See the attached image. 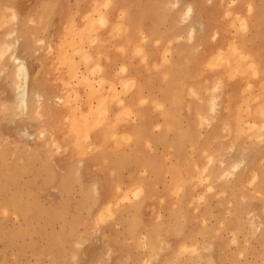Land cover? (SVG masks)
<instances>
[{"label": "rangeland", "instance_id": "1", "mask_svg": "<svg viewBox=\"0 0 264 264\" xmlns=\"http://www.w3.org/2000/svg\"><path fill=\"white\" fill-rule=\"evenodd\" d=\"M218 1L220 3L219 6L221 7L214 12H212L211 7L205 8L204 17L206 19V22L208 23V27L219 28L217 29L219 35L216 40H221L222 46L218 50L213 51L210 54L209 50H212V48L214 47L215 39H210L208 37V34L202 33V36L205 35L203 36L205 39H203V44H200L196 48V50L189 52L190 55L186 54L185 56L184 75L186 76L187 83H185L184 85L187 84V93H182L181 89L177 87L174 88L169 94V102H171L175 108H179V106H181L180 103L182 102L188 104V106L190 107V109L187 110V114L189 113V120H185L186 124L184 127L158 124L154 127L156 128L154 130L157 132L156 136L153 135L154 138L150 137L151 135L148 131V128L150 130V127L146 125V127H144V131L141 132V135L136 137L134 134H132L131 136L133 137L131 138L129 128H131V126H133L134 124L139 123V117L138 110L135 108L136 106L134 104L129 105L127 102L129 100V97L137 89L138 85L137 82L133 80L131 81V79L130 82L127 81L129 80V78L124 77L127 75V72L124 74V71L122 70L123 74H121V63L125 62L124 59L120 61L119 65L116 64L114 66V75L112 78L106 76L108 72L106 71V64L110 63L112 60L108 52H104V50L108 48V45H113V43L115 44L116 40L119 41L122 33L124 36L126 32V26L123 23V18H125L124 12L119 9L115 14H110V12L113 11V9L108 6L110 4L106 3L103 0H93L91 2V6L94 7V11L90 16L91 18L93 16L92 20L90 17V19H87V17H85L86 15H83L82 13L77 11V9H75V11H72L70 14L61 15L63 16V20H66V17H68V19L70 20L67 19V21L63 23L61 29L58 31L59 33H57V31L53 29L51 24L49 26V17L52 14L48 12L49 8H46L48 4L43 5L44 2H42V0H0V100H2V98H5L6 96H11V90L4 73L5 68L1 65L3 60L1 55L5 51L4 41L7 43H11V37L8 38V31L11 32L12 30L17 29L19 23H21L20 29H25V32L27 33L29 30L34 28L38 32V34H47V36L51 34V36L53 37H51L50 40L55 43L54 50L52 52H49L48 54H45L43 56L40 55V57H29L31 79L33 82H35L36 85L41 86L46 91V93L62 95V97L64 98V101L61 102V104H53L57 110L55 113V117H53L52 121H50L51 124H42L38 121V118H35V116H31V119H29L30 117L26 118V121L28 122L27 126L30 131L45 128L48 129L49 132H54L58 138V142L60 143L59 148H57L55 145L46 143L45 139L38 137H36L32 142H24L23 139L19 136L22 125L18 123V121L12 123L10 121V118H8L10 117L9 115H4V111L0 112V264H264V135L263 137L258 135L259 132L264 131V128H261V126L257 125L260 122H256L254 124L252 123V121L254 122V120L259 121L264 118V115H262L264 114V109L263 111H257L259 108L261 109L264 106V96L263 98H259L260 96H262V94L264 95V85H262L264 83V69L263 67H261V64L259 62L256 63V65H252L250 59L245 62H241V60L246 57V42L249 39L256 43L258 42L257 44L261 45V50L264 53V0ZM252 1L254 2L252 3ZM72 2H77L78 9L81 7H83V9L85 8L84 0H72ZM257 2H260L261 4ZM29 3L31 5H29ZM47 3H49V1ZM99 3L102 5H100ZM136 4L139 5L138 2ZM105 5L107 7H105ZM14 11L17 13L18 17H16L17 15H14ZM257 11H259L260 20L257 25H254V27L251 25V22L253 21V19L251 18H254V16L252 15L254 14L253 12ZM211 12L214 14H212ZM99 13H103V16L108 15L112 19H110L109 21H100L101 17L99 16ZM135 15L138 16L137 13ZM198 15L203 14L197 12V16ZM7 17L9 19V22L8 19L6 20ZM43 17H47L46 25L45 27L40 28L39 26L41 24H39V20ZM246 18L250 22L247 21V23L245 20ZM95 20L99 22V25L97 22H95ZM90 21H93L91 22L92 24L95 22V27L99 26V28L94 27L93 30H91V28L87 27L89 26L88 24H90ZM30 22H32V24H29ZM83 22H85V24L87 25L81 27L80 25ZM24 23L26 24V26ZM249 24L251 25V27ZM66 27L68 28V30ZM72 27L75 30L82 29L81 31H79L80 35L79 32L76 33V35L80 37L81 41L84 44H82L80 39H78V37L74 35L75 31H73L74 29ZM86 28L88 34L91 33L89 36L87 34L88 37L86 36V34H83L85 33L83 31ZM114 28H117L118 31L114 30ZM145 28L146 26L143 25L137 31L136 37H138V41L134 42L133 44H130L129 46L118 45L111 47H115L117 51L120 50L122 55L125 56L127 60H130L132 58L134 61L138 60L140 63H142V68L144 69L143 73H146L145 75L147 76V79L150 74L149 72L156 70L157 66L156 71H158L159 73V77L157 79L159 88L158 97H160V93L166 90V86L169 82L168 75L162 72V69L166 65L164 64L163 66V63L168 64L170 61V56L172 57V55H175L176 52L174 50V42L171 41L170 44L167 43L165 45H159L162 52L161 60H159L158 62H154V65L150 67V56L146 52L147 47L144 44L146 43V40H148L146 39L147 36H145L144 33ZM89 30H95V34L94 32H89ZM243 30L246 32L244 33ZM221 31L223 33H221ZM81 32L83 35L81 34ZM115 32H117V34ZM111 33L114 34L111 35ZM54 34H56L57 36ZM92 34H97L95 38L99 42L92 38L94 37V35ZM234 34H236V37ZM239 34L241 37L239 36ZM261 36L263 38H261ZM54 37L57 38V42L53 40ZM81 37H83V39ZM85 37L87 38L85 39ZM72 38H74L76 41H73L74 39ZM24 39L27 47L26 50L28 51L30 50L29 45H27L29 44V42L27 43L26 40H29L27 38ZM66 39L68 40V43L70 41L69 39H71V44H74V42H76L77 44L75 43L76 45H74L76 47H70L69 45L65 46L63 44V41H65ZM91 39L93 40L92 43ZM100 40H102L101 44ZM211 40L214 42L211 43ZM20 41V43L22 44V38ZM85 42L88 43V46L87 44H85ZM62 44L65 46V48L67 47V50H64ZM80 44L84 47L83 50H79L83 52L79 53V55L82 56H79L77 54V52H79L77 48L80 49L82 47H80ZM158 44L161 43L158 41ZM86 47L87 52H89L91 55H89L86 51L84 52ZM138 47H141L139 48L140 52L139 50L137 51ZM239 48L241 49L239 50L241 52H236ZM31 50H34V48H32ZM63 50L64 52H62ZM100 50L102 52H100ZM232 50H236L234 52V54L236 55L233 56ZM53 53H55V55L57 53L55 58L50 55ZM84 53H87L89 56L94 57V60L92 58H89V60L84 62ZM5 54L7 55V52H5ZM74 54H77L78 56ZM240 54L242 56H239ZM61 55L64 56L62 57ZM227 55L229 57L225 58L227 57ZM71 57L73 59H71ZM85 58L88 59V56H86ZM65 59L68 60L65 62ZM35 60L38 61L34 62ZM144 62H146L147 64H145ZM126 63L128 64V62ZM92 64L94 65V67L98 66L100 68H95V72H93V68L89 69L91 66H93ZM222 66L224 67L222 68ZM152 68H154V70ZM80 69L82 71H80ZM86 69L89 71H87ZM129 69L131 70V68ZM221 69L223 70L221 71ZM250 69H252V72ZM90 70L91 72H93V75L95 74L94 76L91 75L92 73L90 72ZM102 71H104L103 74ZM200 72L202 73L200 74ZM69 73H73V76L71 75V77ZM86 73H88L89 75ZM44 77L46 80L44 79ZM252 77L255 79H253ZM105 78H107V80ZM102 79L104 80V82L105 80L107 81V83H105L106 85H101V81H103ZM76 80H78L79 82H76ZM86 81H88L89 83L92 81V87L91 84L89 86V83H87ZM124 81L128 85L127 87L124 86L123 90L125 91L124 88H126L127 91L128 88H131L128 90V92L125 91L124 93V91H121L120 93H118L120 90H122V88L119 87L123 84L125 85V83H123ZM253 81L255 82L253 83ZM99 82H101V84L98 87ZM121 82L123 84H120ZM216 82L220 84V87L222 89L220 88L219 90L213 91L212 86ZM55 83H60V86L58 87L57 84L55 86ZM131 83L132 85L130 86ZM104 85L106 86V88ZM114 85L116 86V89H119V91H116L115 88H113ZM95 86L97 87V89ZM246 88H249L250 91L249 89H247V91ZM92 89L94 91L99 90L100 94L94 93ZM103 89L106 90L104 91ZM107 89V94L111 92L109 90L114 89L115 92L113 90L112 93H110V96H108L106 95ZM147 89H144L145 92L142 93L143 96H141V98H137L136 102L140 103V105L138 104L137 106L149 105L152 102L155 105V109L159 108H156V106H161L157 111L161 112V115L164 114L163 116H165V111H167V105L165 104L167 101L151 99L147 92ZM192 89L195 90L199 95L195 91L193 92ZM74 91H77V93L79 92L83 96L80 94L74 95ZM116 92L117 94L115 95L118 96L112 97ZM212 92L221 95V98L218 100L216 118L214 119L215 121L213 120L212 123H210V125H203L200 124L201 119L200 114L196 111L197 106L199 104H203L202 106L207 109V98L212 95ZM102 93L105 96L104 101L97 98V95L101 97ZM260 93L262 94L260 95ZM94 94H96L95 97L97 98V100L94 97ZM192 94H195L198 97L196 96V98L195 95ZM31 95L32 90H30V96ZM71 96L73 97V99L71 98ZM75 96L79 97L75 99ZM90 96H92V99L90 98ZM256 96L258 97L256 98ZM106 97L108 98V100H110L109 104L108 102H106ZM200 97V100L203 102L198 99ZM89 98L91 101L89 100ZM143 99L148 100L144 102ZM123 100L126 103H123ZM102 102H105V104H103ZM246 102L248 103V105ZM68 103L70 104V106ZM244 103H246L247 106H244ZM122 104L124 105L122 106ZM104 108L105 111H108L106 112L109 113V115H106L107 113L105 114V111H101L104 110ZM252 108L254 110V113L251 115L249 111ZM163 109L164 113L162 112ZM125 110H127L129 113ZM79 111L80 113H83L80 114ZM91 111H95L96 113L92 115ZM122 111L123 113L126 112V114H129L126 116L130 118H128V121ZM101 112L104 113L101 114L102 116L99 114ZM130 112L132 115L130 114ZM88 114H91L92 117H90V115ZM133 114L135 115V117ZM81 115L83 117L79 118V116L81 117ZM121 115H124L123 117L125 118L123 119ZM247 115L250 117H248ZM107 116L109 117L107 118ZM120 116L121 118H119ZM76 117L81 120L83 119V121L79 120L81 121V123L79 124L81 125L80 129L83 133H80L81 131L78 132L80 126L78 128V125L76 126L78 130L77 132L73 127V125L75 124H73V122L76 121ZM245 117L247 119L249 118L248 121ZM116 118H118V120ZM108 119H110L111 122L110 120L108 121ZM236 119H239V121L241 119L239 128H242V130L238 135H236L237 133H235V131L230 132L223 126L224 121L226 122L233 120L232 122L235 123ZM91 120L93 122H89ZM82 123H85L86 127L85 125H82ZM93 123H95V125ZM248 123L255 125V127H257L255 129L259 128V130L253 129L251 132V130L249 129H252L251 127L253 126L246 127L249 125ZM47 124H49V126ZM88 124L91 129L87 128ZM113 125L115 128L113 127ZM109 126L111 127V130L109 129ZM98 127L99 129H97ZM168 128H170L169 131ZM88 129H90V131ZM95 129L98 131H96ZM108 129L110 130V132ZM244 129H246V131ZM116 130L118 131L116 132ZM108 132L110 135L108 134ZM116 134L118 135L116 136ZM124 135H126L125 139ZM87 136L88 139L86 138ZM129 136L131 140L129 138L127 143V137ZM116 137L118 142L117 140H115ZM118 137L121 138L118 139ZM83 138H85V140ZM174 139L179 140L180 142L177 143ZM79 140H84L85 142H80ZM120 140L123 142H120ZM8 141H10L9 144ZM78 141L80 142V144L78 143ZM236 142H238L239 144H237ZM83 143H87L84 144L87 147L89 145L86 151L88 153H85V150L87 148L86 146V148L82 147V149L81 147H78ZM149 143H151L152 146ZM175 143L177 144V146L179 144V147L181 148L179 155L177 153L178 147L175 145ZM146 146L147 148H145ZM30 147H32V149ZM35 148L37 149L38 153L36 152ZM76 148L78 150H76ZM99 148H105V151ZM255 151L257 153H255ZM253 152L255 153V155ZM35 153L37 154L34 155ZM138 154L141 155L139 156ZM244 154L246 156H244ZM209 157H211V159ZM242 158L245 159V164L242 161V166L240 165L239 169L234 171V175L236 177L234 175H228L227 177H224V169L227 167V165L241 160ZM24 160H28V162H25ZM21 161H24L25 164ZM80 161H82L83 163H80ZM247 164L249 165L247 166ZM85 167L87 170L85 169ZM197 168H200V170H198ZM44 169L47 170L45 171ZM187 169L189 170L187 171ZM93 170L95 173L93 172ZM41 173L43 176L41 175ZM113 176L116 179H114ZM124 176H126L127 178ZM140 177H143L144 179H146V181L141 183L136 182V180ZM195 178L196 180H194ZM232 180H235V182L233 183ZM182 182L184 183L182 184ZM81 183L83 186L81 185ZM122 183L128 185L125 187V185H123ZM39 184L41 187L39 186ZM98 184L103 185L98 186ZM139 184L140 186H142V191L141 189L139 190ZM170 184L172 186H169ZM182 186L184 187V189ZM98 188L101 189L98 191ZM121 188H123L122 191ZM137 189L139 190L138 193L141 192V194L138 197L136 196L135 198L133 196V193H137ZM178 189H181V191ZM131 190L133 193L131 192L130 194ZM134 190L136 191L134 192ZM127 196L129 197V199ZM246 199H248V201H246ZM115 205L117 206V208ZM107 207L111 210H106ZM103 212H105L106 214ZM35 213H37V215ZM104 214L106 215V218ZM47 215L51 218H49ZM46 216L47 218L45 221L44 219ZM104 218L106 221L104 220ZM36 221H38V223ZM2 228H4V230ZM100 239H103V241H101ZM192 248H196V251L192 250ZM48 249L50 251H48ZM135 249L137 250V252ZM183 249L189 250L192 254L189 253V255L188 251H184L186 252L184 254L182 252ZM197 249H199V251ZM165 250L167 252H165ZM132 252L133 254L136 252L135 255H131Z\"/></svg>", "mask_w": 264, "mask_h": 264}, {"label": "bare ground", "instance_id": "2", "mask_svg": "<svg viewBox=\"0 0 264 264\" xmlns=\"http://www.w3.org/2000/svg\"><path fill=\"white\" fill-rule=\"evenodd\" d=\"M27 1V0H26ZM34 1V0H33ZM37 1V0H36ZM49 1V3H47ZM42 0V2H44V4L43 5H47V7L49 8V10H53V8H55V6L56 5H61L63 2H64V0ZM85 1V0H84ZM89 1V0H88ZM98 1V0H97ZM103 1H105L106 3H108V4H110V5H108V4H106V3H104V4H106V5H108L111 9H115L116 10V8H119V9H121L123 12H124V14H125V18H123V23H124V25L126 26V32H125V34H124V36H123V33H122V35L120 36V40L121 39H123V42H124V44L125 45H128L129 43H130V41L133 39V38H135V36H136V34H137V31L143 26V22L146 20V19H148L149 17H150V10H151V6L152 7H154L155 8V6H154V2L156 1V2H158V4H161L163 7H165V6H169V9L168 10H171L172 11V13L170 12V13H168V15H163L162 17H161V19H165L167 16L169 17V19H170V22H168L169 24H171L169 27H168V29L170 30V29H175L173 32H172V34L173 35H170V37L167 39V42L170 44V42L172 41V42H174V50H175V55H172V57L170 56V61H169V63L167 64V63H163V66H164V64H166L165 65V67L162 69V72H164L165 74H167L168 75V77H169V82H168V85L167 86H169V90H168V88H166V90H164L163 92H162V95L160 96V97H154L155 99H158V100H161V101H164V100H167V101H170L169 100V94H170V90H172V89H174V88H177V87H179L180 85H181V81H182V78H181V76H179L178 74H179V72H178V69H179V65L181 66L182 65V62L180 61V59H181V56H182V53L184 52V54H185V56H186V54H189V52H191V51H193V50H196V48L200 45V44H203V39H204V37L203 36H205V35H201L202 33H204V34H208V37L210 38V39H215L214 41V47L212 48V50L210 49L209 51V53L211 54L213 51H216V50H218L222 45V42H221V40H216V38L218 37V30L217 29H219V28H216V27H208V23L206 22V19H205V15H204V13H202L203 15H198L197 16V12H198V10H197V8H196V6H195V3L196 2H194L193 0H103ZM207 3H212V4H214L213 3V1H215V0H205ZM235 1V0H234ZM255 1V0H254ZM254 1H252V3L254 2ZM15 2V1H14ZM32 2V1H31ZM139 3V5L138 4H136V3ZM161 2V3H160ZM244 2V1H243ZM17 3V2H16ZM27 3V2H26ZM94 3H96V2H94ZM204 3V2H203ZM257 3H260V2H257ZM66 4V3H65ZM75 4H77V2H75ZM85 4H86V2H85ZM100 4V3H99ZM198 4V3H197ZM200 4H202V3H200ZM205 4V3H204ZM216 4V3H215ZM261 4V3H260ZM29 5H31L30 3H29ZM42 5V6H43ZM89 5V4H88ZM93 5V4H92ZM100 5H102V4H100ZM105 5V7H107ZM211 5V4H210ZM210 5H208V6H210ZM242 5V4H241ZM6 6V5H5ZM9 6V5H8ZM34 6V5H33ZM63 6H64V4H63ZM62 6V7H63ZM86 6V5H85ZM217 6H219V5H217ZM251 6V5H250ZM257 6V5H256ZM50 7H51V9H50ZM57 7H59V6H57ZM80 7V6H79ZM97 7H98V5H97ZM102 7V6H101ZM204 7V6H203ZM221 6H219V8H220ZM252 7V6H251ZM64 8H65V6H64ZM109 8V9H110ZM14 9V8H13ZM32 9V8H31ZM80 9L81 8H79V9H77V11H80ZM83 9V8H82ZM96 9V8H95ZM98 9V8H97ZM138 9H143V12L141 13V14H137L138 16H136L135 14H136V11L138 10ZM238 9V8H237ZM8 10V9H7ZM85 10V11H84ZM83 11V15H86L85 17H87V19H90L91 17V13L94 11V7H92L91 6V4H90V6H88V8H86L85 7V9H84ZM103 10H105V9H103ZM6 11V10H5ZM20 11V10H19ZM26 11V10H25ZM56 11H57V9H56ZM61 11H62V9H61ZM101 11V10H100ZM166 11V10H165ZM254 11V10H253ZM259 11H261V10H259ZM259 11H257V12H253L254 14H252L253 16H254V18H251V19H253V21L251 22V25L252 26H254V25H257L258 23H259V17H260V14H259ZM23 12V11H22ZM53 12V11H52ZM60 12V11H59ZM63 12H65V11H63ZM104 12H106V11H104ZM252 12V11H251ZM27 13V12H26ZM50 13V12H49ZM57 13V12H56ZM80 13H81V11H80ZM96 13V12H95ZM97 13H98V11H97ZM96 13V14H97ZM199 13V12H198ZM212 13V12H211ZM23 14V13H22ZM51 14V13H50ZM60 14V13H59ZM100 15V21H109L110 19H112V18H110V16H108V15H106V16H103L101 13H99ZM108 14V13H107ZM110 14H112L111 12H110ZM212 14H214V13H212ZM14 15L16 16L17 15V13L14 11ZM21 15V14H20ZM61 15V14H60ZM93 15V14H92ZM231 15V14H230ZM14 16V17H15ZM52 16V15H51ZM77 16H79V15H77ZM95 16V15H94ZM97 16V15H96ZM112 16V15H111ZM166 16V17H165ZM250 16V15H249ZM16 17H18V15L16 16ZM20 17V16H19ZM56 17V16H55ZM63 17V16H62ZM90 17V18H89ZM230 17V16H229ZM24 18V17H23ZM34 18V17H33ZM59 18V17H58ZM77 18V17H76ZM8 19V17L6 18V20ZM13 19V18H12ZM46 19H47V17H43V18H41L40 20H39V24H41L39 27L40 28H43V27H45V25H46ZM52 19V18H51ZM67 19H68V17H66V20H63V23L64 22H66L67 21ZM74 19H75V17H74ZM80 19V18H79ZM84 19V18H83ZM93 19V16H92V18H91V20ZM95 19V18H94ZM168 19V18H167ZM213 19V18H212ZM226 19V18H225ZM5 20V19H4ZM62 20V19H61ZM68 20H70V19H68ZM119 20V19H118ZM150 20H151V18H150ZM159 20H160V17H159ZM246 20V22L248 21V19L246 18L245 19ZM250 20V19H249ZM24 21H25V19H24ZM36 21V20H35ZM56 21H57V19H56ZM73 21V20H72ZM80 21H82V20H80ZM122 21V20H121ZM148 21V20H147ZM222 21V20H221ZM224 21V20H223ZM262 21V20H261ZM8 22H9V19H8ZM48 22V21H47ZM91 22H93V21H90V24H88L89 26H87V27H89V28H91V30H93V28L95 27V25H96V23L95 22H97L98 23V25H99V22L98 21H96L95 20V22L92 24ZM152 22V21H151ZM248 22H250V21H248ZM247 22V23H248ZM14 23V22H13ZM25 23H26V21H25ZM24 23V24H25ZM52 23V22H51ZM56 23V22H55ZM61 23V22H60ZM81 23V22H80ZM245 23V22H244ZM23 24V23H22ZM29 24H32V22H30ZM84 24V25H83ZM262 24V23H261ZM3 25V24H2ZM13 25V24H12ZM37 25V24H36ZM85 25H87V24H85V22H83L80 26L82 27H84ZM93 25V26H92ZM108 25V24H107ZM123 25V24H122ZM250 25V24H249ZM248 25V26H249ZM251 25H250V27H251ZM263 25V24H262ZM25 26H26V24H25ZM63 26V25H62ZM61 26V27H62ZM91 26V27H90ZM104 26V25H103ZM102 26V27H103ZM110 26V25H109ZM108 26V27H109ZM119 26V25H118ZM146 26V25H145ZM261 26V25H260ZM6 27V26H5ZM55 27V26H54ZM77 27V26H76ZM75 27V28H76ZM255 27V26H254ZM253 27V28H254ZM15 28V27H14ZM21 28V23H19V25H18V27H17V29H14V30H12L11 32H9L8 31V38L9 37H11V43H7V42H5L4 41V43H5V46H4V52H3V54L1 55V57L3 58V60H2V67H4L5 68V75H6V80H7V82H8V84H9V88H10V90H11V96H6L5 98H2V100H0V112L1 111H4L5 113H4V115H9L10 117H8V118H10V121L13 123V122H16V121H18V123H20L21 125H22V127H21V129H20V132H19V136L23 139V141L24 142H32V141H34L35 140V138L36 137H38V138H43V139H45V141H46V143H48V144H52V145H55L57 148H59L60 147V143L58 142V138H57V136L55 135V133L54 132H49L48 131V129H40V130H34V131H30L29 130V128H28V126H27V121H26V118H28V117H30L29 119H31V116L32 117H34L35 116V118H38L39 120V122H41L42 124L44 123V124H46V123H50L51 124V122L50 121H52V118L53 117H55V113H56V108H55V106L53 105V104H57V103H60L61 104V102H63L64 101V98L62 97V95H58V94H51V93H46L45 92V90L41 87V86H39V85H36L35 84V82H33L32 81V79H31V69H30V62H29V57H31V56H36V57H40V55L41 56H43V55H45V54H48L49 52H52L53 50H54V43L53 42H51L50 40V38L52 37L51 36V34L49 35V36H47V34H38V32L33 28V29H31V30H29L28 31V33L27 32H25V29L23 30V29H20ZM67 28V27H66ZM73 28V27H72ZM95 28H99V26H97V27H95ZM235 28H237V27H235ZM247 28V27H246ZM252 28V29H253ZM7 29H8V27H7ZM30 29V28H29ZM74 29V28H73ZM77 29V28H76ZM105 29H107V28H105ZM142 29H144V28H142ZM168 29H166V30H164L163 32H160V31H158L157 29H151V27L150 26H146V28H145V30H144V33H145V36H147V38L146 39H148V40H146V43H144L145 45H146V47H147V49H146V52L148 53V54H150V52H151V49H150V46H149V43H150V40H155V42H157V41H159V39H161V36L162 35H164L166 32H167V30ZM244 29V28H243ZM251 29V30H252ZM255 29V28H254ZM253 29V30H254ZM263 29V28H262ZM10 30V29H9ZM41 30V29H40ZM67 30H68V28H67ZM66 30V31H67ZM72 30V29H71ZM82 30V29H81ZM81 30H73V31H75L74 32V35H76V33H78L79 31H81ZM84 30V29H83ZM91 30H89V32H94V31H91ZM114 30H116V31H118L117 30V28H114ZM113 30V31H114ZM119 30H121V29H119ZM250 30V29H249ZM57 31V30H56ZM59 31V30H58ZM102 31V30H101ZM100 31V32H101ZM171 31V30H170ZM232 31V30H231ZM244 31V30H243ZM45 32H46V30H45ZM62 32V31H61ZM70 32H72V31H70ZM83 32H85V33H83V34H86V36H87V34H88V32H87V28L83 31ZM87 32V33H86ZM99 32V33H100ZM246 31H244V33H245ZM248 32V31H247ZM4 33V32H3ZM58 33V32H57ZM116 34H117V32H115ZM221 33H223L222 31H221ZM243 33V34H244ZM2 34V33H1ZM81 34H82V32H81ZM82 34V35H83ZM91 33H89L88 34V36L90 35ZM94 34H95V32H94ZM94 34H92V35H94ZM98 34V33H97ZM97 34L96 35H94V37H92L93 39H95L96 40V38H95V36H97ZM101 34V33H100ZM114 33H111V35H113ZM69 35H71V34H69ZM79 35H80V32H79ZM99 35V34H98ZM235 35V37H236V34H234ZM26 36H28V37H26ZM57 36V35H56ZM77 36V35H76ZM87 36V37H88ZM118 36V35H117ZM116 36V37H117ZM239 36H240V34H239ZM263 36V35H262ZM261 36V38H263ZM61 37V36H60ZM71 37V36H70ZM78 37V39H80V37L79 36H77ZM87 37H85V39L87 38ZM123 37V38H122ZM143 37V36H142ZM238 37V36H237ZM241 37V36H240ZM247 37V36H246ZM251 37V36H250ZM21 38H22V40H23V43L21 44L20 42V40H21ZM24 38H27L29 41H27L26 40V42L28 43L29 42V44H27V45H29V49L30 50H26V43H25V39ZM53 38V37H52ZM62 38V37H61ZM68 38V37H67ZM82 39H83V37H81ZM91 38V37H90ZM112 38V37H111ZM145 38V37H144ZM143 38V39H144ZM243 38V37H242ZM72 39H74V38H72ZM77 39V38H76ZM97 39H98V37H97ZM113 39V38H112ZM163 39V38H162ZM256 39H257V37H256ZM259 39V38H258ZM9 40V39H8ZM70 41H71V39H69ZM92 40V39H91ZM90 40V41H91ZM114 40V39H113ZM174 40V41H173ZM205 40V39H204ZM239 40V39H238ZM70 41H69V43H68V40L66 39L65 41H63V44L65 45V46H67V45H69L70 47H73L74 45H76L77 43L76 42H74V44L72 43H70ZM73 41H76L75 39L73 40ZM80 41H81V39H80ZM85 41V40H84ZM96 41H98V40H96ZM101 41L102 40H100V44H101ZM142 41V40H141ZM140 41V42H141ZM164 41V40H163ZM212 41V40H211ZM261 41V40H260ZM56 42V41H55ZM82 42V41H81ZM87 42H88V40H87ZM87 42H85V44H87V46H88V43ZM93 42V40L91 41V43ZM99 42V41H98ZM108 42V41H107ZM107 42H105V43H107ZM113 42V41H112ZM208 42V41H207ZM243 42V41H242ZM264 42V41H263ZM66 43V44H65ZM76 43V44H75ZM90 43V44H91ZM116 43H120V42H116ZM158 43V42H157ZM238 43V42H237ZM240 43V42H239ZM258 43V42H257ZM256 42H254V41H251V39H249V40H247V42H246V47H247V49H246V53H245V56L247 57V59H246V57L245 58H243L242 60H241V62H245V61H247L248 59H250V62H251V64L252 65H256V63H260L261 64V67H263V69H264V53L262 52V48H261V45H259V44H257ZM62 44V46L64 47V50H67L66 48H65V46ZM71 44V45H70ZM78 44H79V41H78ZM82 44H84L83 42H82ZM94 44V43H93ZM97 44V43H96ZM110 44V43H109ZM92 45V44H91ZM113 45H115L114 43H113ZM141 45V44H140ZM240 45H241V43H240ZM44 46V47H43ZM61 46V47H62ZM78 46V45H77ZM82 45L80 44V47H81ZM85 46V45H84ZM95 46V45H94ZM129 46V45H128ZM151 46H153V45H151ZM155 46V45H154ZM230 46H232V45H230ZM242 46V45H241ZM34 48V50H31L32 48ZM62 47V48H63ZM70 47H69V49H70ZM76 46H74V48H75ZM96 47V46H95ZM101 47V46H100ZM111 47V46H110ZM160 47V46H159ZM169 47V46H168ZM168 47H167V49H168ZM236 47H238V46H236ZM73 48V49H74ZM92 48V47H91ZM90 48V49H91ZM102 48V47H101ZM100 48V49H101ZM112 48V47H111ZM130 48V47H129ZM139 48H141V47H138V49H137V51L139 50ZM143 48V47H142ZM68 49V50H69ZM84 49V47L82 46L80 49H78L77 48V50L79 51V50H83ZM96 49V48H95ZM103 49V48H102ZM157 49V48H156ZM155 49V50H156ZM166 49V50H167ZM56 50V49H55ZM64 50L62 51V52H64ZM72 50V49H71ZM89 50V49H88ZM104 50V49H103ZM145 50V49H144ZM143 50V51H144ZM159 50V49H158ZM239 50H241L240 48L238 49V51H236V52H241V51H239ZM58 51V50H57ZM87 52V47L85 48V50H84V52ZM111 51H113V50H111ZM117 51V50H116ZM124 51H125V49H124ZM127 51V50H126ZM234 50H232V54H233V56L234 55H236V54H234V52H235ZM5 52H7V55L5 54ZM61 52V53H62ZM91 52V51H90ZM94 52V51H93ZM92 52V53H93ZM100 52H102L101 50H100ZM119 52H120V50H119ZM130 52V51H129ZM139 52H140V50H139ZM139 52H137V53H139ZM145 52V51H144ZM171 52H172V50H171ZM205 52V51H204ZM40 53H42V54H40ZM70 53V52H69ZM74 53H76V52H74ZM79 53H83V52H81V51H79V52H77V54L79 55ZM89 55H91L89 52H87ZM85 54V55H83V56H88V59L87 58H85L84 57V62H86L87 60H89V58H92L93 60H94V57H92V56H89L88 54ZM109 54H110V52H108ZM158 53V52H157ZM207 53V52H206ZM64 54V53H63ZM68 54V53H67ZM72 54H73V52H72ZM71 54V55H72ZM77 54H74V55H77ZM120 54V53H119ZM136 54V53H135ZM145 54V53H144ZM155 54V53H154ZM159 54V53H158ZM50 55H52V57H54L55 58V56L57 55V53H56V55H55V53H53V54H50ZM69 55V54H68ZM70 55V56H71ZM77 55V56H78ZM94 55V54H93ZM137 55V54H136ZM141 55V54H140ZM147 55V54H146ZM165 55V54H164ZM190 55V54H189ZM204 55V54H203ZM224 55V54H223ZM228 55H230V54H228ZM227 55V57H225V58H228L229 56ZM62 56V55H61ZM64 56V55H63ZM62 56V57H63ZM79 56H82V55H79ZM113 56V55H112ZM123 56V55H122ZM239 56H242L241 54L239 55ZM51 57V56H50ZM61 57V58H62ZM67 57V56H66ZM73 57V56H72ZM71 57V59H73ZM129 57V56H128ZM143 57V56H142ZM146 57V56H145ZM149 57V56H148ZM152 57V56H151ZM158 57V56H157ZM169 57V56H168ZM236 57V56H235ZM65 58V57H64ZM121 58V57H120ZM134 58V57H133ZM165 58V57H164ZM237 58H238V56H237ZM35 59V58H34ZM53 59V58H52ZM60 59V58H59ZM63 59V58H62ZM104 59V58H103ZM108 59V58H107ZM118 59V58H117ZM146 59V58H145ZM246 59V60H245ZM68 59H65L64 61L66 62ZM81 60V59H80ZM98 60H100V59H98ZM131 60V59H130ZM150 60V59H149ZM36 61H38V60H35L34 62H36ZM70 61V60H69ZM73 61V60H72ZM102 61V60H101ZM125 61H126V59H125ZM63 62V61H62ZM62 62H61V64H62ZM64 62V63H65ZM83 62V63H84ZM89 62V61H88ZM91 62V61H90ZM237 62H238V60H237ZM239 62H240V60H239ZM55 63V62H54ZM63 63V64H64ZM75 63H76V61H75ZM115 63V62H114ZM113 63V64H114ZM145 64H147L146 62H144ZM216 63V62H215ZM67 64V63H66ZM70 64V63H69ZM88 64V63H87ZM86 64V65H87ZM90 64V63H89ZM135 64H137V63H135ZM139 64V63H138ZM141 64V63H140ZM219 64V63H218ZM222 64V63H221ZM53 65V64H52ZM82 65V64H81ZM85 65V66H86ZM93 65V64H92ZM143 65V64H142ZM156 65H158V64H156ZM187 65V64H186ZM216 65V64H215ZM54 66V65H53ZM58 66V65H57ZM72 66V65H71ZM109 66V65H108ZM130 64H127L126 62H124V63H121V72H122V70L124 71V74L126 73L127 75L126 76H124L125 78H129V80H127L128 82H130V79H131V81L133 80V81H137L138 79H137V77H138V75H139V73L136 71V70H134L133 71V69H132V71L129 69L130 67ZM150 66V65H149ZM189 66V65H188ZM219 66V65H218ZM229 66H231V65H229ZM260 66V65H259ZM60 67H62V66H60ZM87 67V66H86ZM98 67V66H97ZM97 67H94V65L93 66H91L89 69H91V68H93L92 70H93V72H95L94 71V69L95 68H97ZM129 67V68H128ZM139 67V66H138ZM206 67V66H205ZM224 66H222V68H223ZM260 67V68H261ZM98 68H100V67H98ZM111 68V67H110ZM136 68V67H135ZM147 68V67H146ZM161 68V67H160ZM213 68V67H212ZM217 68V67H216ZM230 68V67H229ZM259 68V69H260ZM57 69H58V67H57ZM62 69V68H61ZM84 69V68H83ZM88 69V68H87ZM86 69V70H87ZM106 69H107V66H106ZM108 69H109V67H108ZM137 69V68H136ZM143 69V68H142ZM141 69V70H142ZM153 70H154V68H152ZM189 69V68H188ZM218 69V68H217ZM249 69V68H248ZM70 70H72V69H70ZM77 70V69H76ZM96 70H98V69H96ZM103 70V69H102ZM137 70H139V69H137ZM156 70H157V66H156ZM211 70V69H210ZM214 70V69H213ZM223 69H221V71H222ZM232 70V69H231ZM251 70V72H252V69H250ZM55 71V70H54ZM80 71H82L81 69H80ZM87 71H89V70H87ZM106 71H109V70H106ZM105 71V72H106ZM128 71H130V72H128ZM143 71H144V69H143ZM149 71V70H148ZM199 71V70H198ZM216 71V70H215ZM263 71V70H262ZM57 72V71H56ZM61 72H63V71H61ZM60 72V73H61ZM74 72V71H73ZM78 72V71H77ZM85 72V71H84ZM90 72H91V70H90ZM93 72H91L92 74L91 75H93ZM103 72L104 71H102V74H103ZM227 72V71H226ZM246 72V71H245ZM249 72V71H248ZM55 73V72H54ZM98 73V72H97ZM96 73V74H97ZM101 73V72H100ZM110 73H111V71H110ZM113 73V72H112ZM149 73H151V72H149ZM202 72H200V74H201ZM204 73V72H203ZM62 74V73H61ZM70 74V73H69ZM78 74V73H77ZM80 74V73H79ZM86 74H88V73H86ZM106 74V73H105ZM120 74V73H119ZM121 74H123V72L121 73ZM146 74V73H145ZM239 74V73H238ZM50 75V74H49ZM73 76V73L72 74H70V76ZM89 75V74H88ZM95 75V74H94ZM93 75V76H94ZM166 75V76H167ZM259 75V74H258ZM257 75V76H258ZM71 76V77H72ZM77 76V75H76ZM80 76V75H79ZM99 76V75H98ZM107 76V75H106ZM119 76V75H118ZM142 76V75H141ZM231 76V75H230ZM236 76V75H235ZM242 76V75H241ZM256 76V75H255ZM62 77V76H61ZM83 77V76H82ZM89 77V76H88ZM100 77H101V75H100ZM112 77H113V75H112ZM111 76H110V78H112ZM115 77V76H114ZM155 77V76H154ZM60 78V77H59ZM65 78V77H64ZM96 78V77H95ZM240 78V77H239ZM248 78V77H247ZM249 78H250V76H249ZM253 78V77H252ZM3 79V78H2ZM79 79V78H78ZM86 79V78H85ZM91 79V78H90ZM89 79V80H90ZM93 79H94V77H93ZM97 79V78H96ZM100 79V78H99ZM106 80H107V78H105ZM241 79H242V77H241ZM240 79V80H241ZM253 79H255V78H253ZM4 80V79H3ZM88 80V81H89ZM103 80V79H102ZM105 80V82H104V80L103 81H101L102 82V84H101V82H99V85H98V87L100 86V84L101 85H103V84H105V83H107V81ZM113 80V79H112ZM193 80H194V78H193ZM223 80V79H222ZM249 80V79H248ZM70 81V80H69ZM72 81H73V79H72ZM81 81V80H80ZM88 81H86L87 83H89ZM100 81V80H99ZM126 81V82H127ZM145 81V80H144ZM227 81V80H226ZM242 81V80H241ZM240 81V82H241ZM48 82V81H47ZM46 82V83H47ZM58 82V81H57ZM76 82H79L78 80H76ZM82 82V81H81ZM104 82V83H103ZM250 82V81H249ZM255 81H253V83H254ZM50 83V82H49ZM92 83V81L89 83V86H90V84ZM123 83H125V81L123 82ZM122 82L120 83V84H123ZM183 83V82H182ZM56 84L57 83H55V86H56ZM71 84H73V83H71ZM76 84V83H75ZM79 84V83H78ZM82 84V83H81ZM111 84V83H110ZM185 84V83H184ZM223 84V83H222ZM58 85V87L60 86V83L59 84H57ZM67 85V84H66ZM84 85V84H83ZM92 85L93 84H91V87H92ZM106 85V84H105ZM104 85V86H105ZM127 85L128 84H126L125 83V85L123 84V85H121L119 88H122V90H120L119 91V89H116L115 87V85H114V87L113 88H115V90L116 91H119L118 93H120L121 91H124L123 90V87L125 86V87H127ZM132 85V83L130 84V86ZM133 85H134V83H133ZM147 85H148V82H142V83H140L139 84V86H137V89L134 91V93L129 97V100H128V104L129 105H131V104H134L135 103V101L137 100L136 98H141V96H143L142 95V89L143 88H145V87H147ZM262 85H264V83L262 84ZM54 86V87H55ZM64 86V85H63ZM79 86V85H78ZM108 86H112V85H108ZM107 86V87H108ZM118 86V85H117ZM130 86H128V87H130ZM135 86H136V83H135ZM186 86V85H185ZM201 86V85H200ZM250 86V85H249ZM252 86H253V84H252ZM94 87V86H93ZM96 87V86H95ZM184 87V86H183ZM227 87H228V85H227ZM74 88V87H73ZM77 88V87H76ZM85 88V87H84ZM90 88V87H89ZM102 88V87H101ZM105 88H106V86H105ZM131 88V87H130ZM130 88H128L127 89V91H126V88H124L125 89V91L126 92H128V90L130 89ZM221 87H220V84L219 83H214L213 84V86H212V90L214 91V90H219ZM252 88V87H251ZM264 88V87H263ZM88 89V88H87ZM96 89H97V87H96ZM110 89H111V87H110ZM211 89V88H210ZM222 89V88H221ZM247 89H249V88H246V90ZM30 90H32V95L30 96ZM59 90V89H58ZM63 90V89H62ZM69 90V89H68ZM79 90V89H78ZM90 90V89H89ZM104 91L106 90V89H103ZM114 90V89H113ZM113 90H109V91H111V92H109V94H107V92H108V89H107V91H106V95H108V96H110V93H112V91ZM115 90H114V92H115ZM184 90V89H183ZM88 91V90H87ZM92 91H94L93 89H92ZM92 91H90V92H92ZM103 91V92H104ZM125 91H124V93H125ZM131 91V90H130ZM192 91L194 92L195 90H193L192 89ZM192 91H191V93H192ZM209 91V90H208ZM248 91V90H247ZM249 91H250V89H249ZM65 92V91H64ZM75 93H74V95H78V94H80L79 92L77 93V91H74ZM98 92V93H97ZM155 92V91H154ZM196 92V91H195ZM217 92V91H216ZM94 93H96V94H100V91L99 90H97V91H94ZM123 93V94H124ZM191 93H190V95H191ZM197 93V92H196ZM195 93V94H196ZM225 93V92H224ZM61 94V93H60ZM96 94H94V97H95V95ZM115 94H117V92L116 93H114L113 94V96L112 97H117L118 95H115ZM148 94H149V96L151 97L152 96V94H150V91L148 90ZM195 94H192V95H195ZM198 94V93H197ZM201 94V93H200ZM211 94V93H210ZM209 94V95H210ZM222 94V93H221ZM227 94H229V93H227ZM243 94V93H242ZM262 93H260V95H261ZM72 95V94H71ZM80 95H82V94H80ZM79 95V96H80ZM102 96L100 97L99 95H97V98L98 99H102L103 101H104V99H105V96L103 95V93L101 94ZM115 95V96H114ZM125 95V94H124ZM199 95V94H198ZM260 95H258V96H260ZM79 96H75V99L76 98H78ZM83 96V95H82ZM99 96V97H98ZM197 95H195V97H196ZM253 96V95H252ZM251 96V97H252ZM258 96H256V98L258 97ZM263 94H262V96H260L259 98H263ZM70 97V96H69ZM92 96H90V98H91ZM188 97V96H187ZM198 97V96H197ZM196 97V98H197ZM208 97V96H207ZM223 97V96H222ZM228 97V96H227ZM226 97V98H227ZM71 98L73 99V97L71 96ZM70 98V99H71ZM82 98V97H81ZM90 98H89V100H90ZM96 98V97H95ZM97 98H96V100H97ZM119 98V97H118ZM180 98V97H179ZM186 98V97H185ZM192 98V97H191ZM221 98V95L220 94H216L215 92H212V95L210 96V97H208L207 98V102H208V108H207V110L206 111H203L202 112V108L201 107H203L202 105L203 104H199L198 106H197V112L200 114V119H201V122H200V124H203V125H210V123H212V121L216 118V110H217V106H218V100ZM224 98V97H223ZM229 98V97H228ZM69 99V100H70ZM71 99V100H72ZM75 99H74V101H75ZM92 99V98H91ZM106 99L108 100V98L106 97ZM136 99V100H135ZM181 99V98H180ZM190 99V98H189ZM188 99V100H189ZM193 99V98H192ZM199 100L201 99V97L200 98H198ZM239 99H241V98H239ZM94 100V99H93ZM106 100V102H108V104H109V101L110 100H108L107 101ZM144 100V99H143ZM146 100H148V99H146ZM146 100H144V102L146 101ZM204 100V99H203ZM246 100V99H245ZM91 101V100H90ZM101 101V100H100ZM114 101V100H113ZM119 101V100H118ZM122 101V100H121ZM150 101V100H149ZM178 101V100H177ZM201 101V100H200ZM253 101V100H252ZM77 102H78V100H77ZM98 102H99V100H98ZM201 102H203V101H201ZM200 102V103H201ZM231 102V101H230ZM103 104H105V102H102ZM113 103V102H112ZM111 103V104H112ZM123 103H126L124 100H123ZM157 103V102H156ZM247 103V102H246ZM246 103H244V106H247L248 105V103H247V105H246ZM250 103H253V102H250ZM255 103V102H254ZM67 104V103H66ZM69 104V103H68ZM72 104V103H71ZM107 104V103H106ZM116 104V103H115ZM136 104V103H135ZM139 105H140V103H138ZM137 104V105H138ZM144 104V103H143ZM152 104V103H151ZM176 104V103H175ZM181 104V103H180ZM225 104H226V102H225ZM64 105V104H63ZM100 105H102V104H100ZM124 104H122V106H123ZM69 106H70V104H69ZM73 106V105H72ZM82 106H84V105H82ZM92 106V105H91ZM104 106V105H103ZM106 106H108V105H106ZM136 106V105H135ZM151 106V105H150ZM62 107H64V106H62ZM79 107H81V106H79ZM95 107V106H94ZM160 108L161 106H156V108ZM182 107V106H181ZM243 107V106H242ZM60 108V107H59ZM78 108V107H77ZM93 108V107H92ZM91 108V109H92ZM100 108V107H99ZM98 108V109H99ZM102 108V107H101ZM127 108V107H126ZM138 108V107H137ZM158 108V109H159ZM164 108H165V106H164ZM199 108H201L200 110H198ZM62 109H64V108H62ZM94 109V108H93ZM92 109V110H93ZM131 109V108H130ZM129 109V110H130ZM148 109V108H147ZM157 109V110H158ZM244 109H245V107H244ZM263 109H264V106H263V108H259L257 111H263ZM67 110V109H66ZM74 110H76V109H74ZM109 110V109H108ZM228 110V109H227ZM101 111H105V108H104V110H101ZM107 111V110H106ZM104 112L105 114L108 112ZM126 112H128L127 110H125ZM134 111V110H133ZM147 110H145V112H146ZM149 111V110H148ZM164 111V109L162 110V112ZM219 111V110H218ZM224 111V110H223ZM230 111V110H229ZM232 111V110H231ZM242 111V110H241ZM249 111V110H248ZM74 112V111H73ZM77 112V111H76ZM100 112V111H99ZM126 112H124L123 113V111H122V113L123 114H125V117L127 116V115H129V114H126ZM151 112V111H150ZM181 112V111H180ZM184 112V111H183ZM189 112V111H188ZM250 113H251V115L254 113V110H253V108L252 109H250V111H249ZM256 112V111H255ZM3 113V112H2ZM7 113V114H6ZM79 113H80V111H79ZM81 113H83V112H81ZM80 113V114H81ZM91 113H92V115H94V113H96L95 111H91ZM103 112H101V113H99L100 115L102 114ZM103 113V114H104ZM129 113V112H128ZM187 112H185V114H186ZM232 113H234V112H232ZM78 114V113H77ZM121 114V113H120ZM130 114H131V112H130ZM135 114V113H134ZM133 114V115H134ZM166 114H167V112H166ZM189 114V113H188ZM191 114H192V112H191ZM227 114V113H226ZM242 114V113H241ZM84 115V114H83ZM88 115H90V117H92V115L91 114H88ZM106 115H109V113H107ZM132 115V114H131ZM148 115V114H147ZM167 115H170V114H167ZM244 115V114H243ZM262 115H264V114H262ZM74 116V115H73ZM76 116V115H75ZM102 116V115H101ZM100 116V117H101ZM122 116V115H121ZM121 116L119 117V118H121ZM124 116V115H123ZM122 116V118L124 119L125 117H123ZM149 116V115H148ZM166 116V115H165ZM164 116V117H165ZM188 116V115H187ZM190 116V115H189ZM241 116V115H240ZM248 116V115H247ZM4 117V116H3ZM2 117V118H3ZM5 117H7V116H5ZM83 116L81 115V117L79 116V118H82ZM86 117H88V116H86ZM94 117V116H93ZM98 117V116H97ZM109 116H107V118H108ZM134 117H135V115H134ZM138 117H139V123L138 124H134L133 126H131V128H129V132L131 133H129L130 134V136L132 135V134H134L136 137H138L139 135H141V132H143L144 131V127H146V125H144L143 123H141V121H142V119L145 117V114L143 113V111H138ZM167 117V116H166ZM239 117V116H238ZM248 117H250V116H248ZM263 117V116H262ZM7 118V119H8ZM128 118L129 117H126V119H127V121H128ZM246 118V117H245ZM51 119V120H50ZM78 118L76 117V121L75 122H73V127L76 129V132L78 131V132H80L81 131V125H79L80 123H81V121H83V119L81 120V119H78ZM98 119V118H97ZM117 120H118V118H116ZM122 119V120H123ZM130 119V118H129ZM158 119H159V117H158ZM196 119V118H195ZM230 119H232V118H230ZM247 119V118H246ZM245 119V120H246ZM249 119V118H248ZM248 119H247V121H248ZM37 120V119H36ZM73 120H75V119H73ZM79 120H81V121H79ZM86 120V119H85ZM88 120V119H87ZM92 120H94V119H92ZM89 121V122H93V121ZM95 120H96V118H95ZM110 119H108V121H109ZM136 120V119H135ZM147 120H149V118L147 119ZM189 120V119H188ZM229 120V119H228ZM244 120V121H245ZM33 121H35V120H33ZM79 121V122H78ZM108 121H107V123H108ZM120 121V120H119ZM215 121V120H214ZM233 120H230V121H224L223 122V126L225 127V128H227V130H229L230 132H234L235 131V133H237L236 135H238L239 133H241V130H242V128H239V125H240V121H241V119H240V121H239V119H236V121H235V123L234 122H232ZM243 121V120H242ZM63 122V121H62ZM77 122H78V124H77ZM106 122V121H105ZM104 122V123H105ZM110 122H111V120H110ZM122 122H124V121H122ZM149 122V121H148ZM258 123V122H260V123H258L257 125H259V126H261V128H264V118L262 119V120H257V121H255L254 120V122L252 121V123L254 124V123ZM67 123V122H66ZM65 123V124H66ZM88 123V122H87ZM86 123V124H87ZM97 123V122H96ZM117 123V122H116ZM115 123V124H116ZM251 123V122H250ZM250 123H248L247 125L248 126H246V127H251V126H253V127H251L252 129H249V130H251V132H252V130L254 129V130H259V128L258 129H255V128H257V127H255V125H253V124H250ZM40 124V123H39ZM61 124V123H60ZM59 124V125H60ZM94 125H95V123H93ZM102 124V123H101ZM114 124V125H115ZM236 124V125H235ZM245 124V123H244ZM48 126H49V124H47ZM53 125V124H52ZM58 125V126H59ZM78 125V126H77ZM82 125H85V123L83 124L82 123ZM107 125V124H106ZM114 125H113V127H114ZM119 125V124H118ZM117 125V126H118ZM44 126V125H43ZM76 126H77V128L79 127V129L77 130V128H76ZM150 126V125H149ZM244 126V125H243ZM63 127V126H62ZM69 127V126H68ZM85 127H86V125H85ZM103 127H104V124H103ZM102 127V128H103ZM120 127V126H119ZM83 128V127H82ZM87 128H90V126H89V124L87 125ZM96 128V127H95ZM101 128V129H102ZM115 128V127H114ZM244 128V127H243ZM260 128V129H261ZM74 129V130H75ZM91 129V128H90ZM90 129H88L89 131H90ZM97 129H99V127L97 128ZM105 129V128H104ZM109 129L111 130V127L109 126ZM108 129V130H109ZM154 129H156V128H154ZM159 129V128H158ZM50 130V129H49ZM56 130V129H55ZM96 130V129H95ZM110 130H109V132H110ZM146 130H147V128H146ZM170 130V128H168V131ZM245 131H246V129H244ZM243 130V131H244ZM71 131V130H70ZM69 131V132H70ZM96 131H98V130H96ZM118 130H116V132H117ZM148 131H149V128H148ZM226 131V130H225ZM248 131V130H247ZM109 132H108V134H109ZM250 132V133H251ZM80 133H83L82 131L80 132ZM80 133H79V136H80ZM119 133V132H118ZM246 133V132H245ZM98 134V133H97ZM244 134V133H243ZM247 134V133H246ZM248 134H249V132H248ZM252 134V133H251ZM253 134H254V132H253ZM110 135V134H109ZM118 134H116V136H117ZM203 135V134H202ZM235 135V136H236ZM259 136H262L263 137V135H264V131H261V132H259V134H258ZM125 136L126 135H124V139H125ZM128 136V135H127ZM130 136L129 137H127V143H128V139L130 138ZM93 137V136H92ZM95 137V136H94ZM106 137V136H105ZM133 136H131V138H132ZM151 138H154L153 137V135L152 136H150ZM87 139H88V136L86 137ZM119 138H121V137H118V139ZM131 138H130V140H131ZM253 138V137H252ZM84 140H85V138H83ZM90 139V138H89ZM92 139V138H91ZM95 139V138H94ZM106 139V138H105ZM123 139V140H124ZM142 139V138H141ZM219 139V138H218ZM260 139V138H259ZM84 140H79L80 142H85ZM112 140V139H111ZM115 140H117V137H116V139ZM144 140V139H143ZM175 140V139H174ZM257 140V139H256ZM78 141V143L80 144V142ZM245 141V140H244ZM254 141V140H253ZM263 141V140H262ZM9 142L10 141H8V144H9ZM13 142V141H12ZM117 142H118V140H117ZM120 142H123V141H121L120 140ZM140 142V141H139ZM138 142V143H139ZM164 142V141H163ZM175 142H177V143H179L180 141L179 140H175ZM125 143V142H124ZM143 143H144V141H143ZM155 143V142H154ZM235 143V142H234ZM237 144H239L238 142H236ZM243 143V142H242ZM245 143V142H244ZM249 143V142H248ZM7 144V143H6ZM84 144H87V143H83V144H81V146H78L79 148L81 147V149H82V147H85L86 145H84ZM105 144V143H104ZM117 144V143H116ZM150 145H151V143H149ZM160 144H162V143H160ZM21 145V144H20ZM25 145V144H24ZM23 145V146H24ZM122 145H123V143H122ZM142 145V144H141ZM148 145V144H147ZM175 145L177 146V144L175 143ZM183 145V144H182ZM246 145V144H245ZM258 145V144H257ZM5 146V145H4ZM22 146V145H21ZM26 146H27V144H26ZM126 146V145H125ZM138 146V145H137ZM152 146V145H151ZM161 146V145H160ZM244 146V145H243ZM264 146V145H263ZM6 147V146H5ZM15 147V146H14ZM17 147V146H16ZM25 147V146H24ZM62 147V146H61ZM87 147V146H86ZM85 147V148H86ZM88 147H89V145H88ZM88 147L86 148V150H85V153H88V152H86L87 151V149H88ZM96 147V146H95ZM103 147V146H102ZM116 147V146H115ZM120 147H121V145H120ZM178 155L180 154V147H179V144H178ZM240 147V146H239ZM245 147V146H244ZM22 148V147H21ZM31 149H32V147H30ZM94 148V147H93ZM113 148V147H112ZM117 148V147H116ZM145 148H147V146L145 147ZM149 148V147H148ZM154 148V147H153ZM163 148V147H162ZM36 149V148H35ZM99 149H103V148H99ZM105 149V148H104ZM103 149V151H105ZM108 149V148H107ZM110 149V148H109ZM194 149H195V147H194ZM244 149V148H243ZM261 149V148H260ZM66 150V149H65ZM64 150V151H65ZM76 150H78L77 148H76ZM80 150V149H79ZM97 150V149H96ZM152 150V149H151ZM245 150V149H244ZM42 151V150H41ZM60 151V150H59ZM98 151V150H97ZM101 151V150H100ZM193 151V150H192ZM194 151H196V150H194ZM257 151H258V149H257ZM36 152H37V149H36ZM43 152V151H42ZM83 152H84V148H83ZM156 152V151H155ZM154 152V153H155ZM172 152H173V150H172ZM230 152H231V150H230ZM237 152V151H236ZM38 153V152H37ZM37 153H35L34 155H36ZM56 153H58V152H56ZM55 153V154H56ZM92 153V152H91ZM104 153V152H103ZM254 153V152H253ZM255 153H257L256 151H255ZM255 153H254V155H255ZM15 154V153H14ZM30 154V153H29ZM54 154V153H53ZM74 154V153H73ZM98 154V153H97ZM210 154V153H209ZM226 154V153H225ZM252 154V153H251ZM2 155H3V153H2ZM5 155V154H4ZM33 155V156H34ZM78 155V154H77ZM95 155V154H94ZM112 155V154H111ZM139 155V154H138ZM141 155V154H140ZM139 155V156H140ZM198 155V154H197ZM9 156V155H8ZM73 156V155H72ZM85 156V155H84ZM163 156V155H162ZM204 156V155H203ZM244 156H246L245 154H244ZM249 156V155H248ZM257 156V155H256ZM27 157V156H26ZM32 157V156H31ZM161 157V156H160ZM179 157V156H178ZM214 157V156H213ZM73 158V157H72ZM108 158V157H107ZM181 158V157H180ZM201 158H202V156H201ZM200 158V159H201ZM210 159H211V157H209ZM221 158V157H220ZM32 159V158H31ZM36 159V158H35ZM54 159V158H53ZM100 159V158H99ZM213 159H215V158H213ZM232 159H233V157H232ZM251 159V158H250ZM33 160V159H32ZM85 160V159H84ZM87 160V159H86ZM173 160V159H172ZM196 160V159H195ZM244 158H242L241 160H238V161H235V162H233V163H230V164H228L227 165V167L224 169V177L226 176H230V175H234L235 173H234V171L235 170H237V169H239V167H240V165H241V162L243 161V163H244ZM25 161V160H24ZM24 161H21V162H24ZM27 162H28V160H26ZM25 161V162H26ZM31 161V160H30ZM89 161V160H88ZM181 161H182V159H181ZM184 161V160H183ZM250 161V160H249ZM25 162H24V164H25ZM32 162V161H31ZM90 162V161H89ZM173 162V161H172ZM176 162V161H175ZM213 162V161H212ZM226 162V161H225ZM248 162V161H247ZM251 162V161H250ZM33 163V162H32ZM80 163H83L82 161H80ZM92 163V162H91ZM168 163V162H167ZM174 163V162H173ZM187 163V162H186ZM189 163H190V161H189ZM202 163V162H201ZM13 164V163H12ZM34 164V163H33ZM133 164V163H132ZM193 164V163H192ZM245 164V163H244ZM22 165V164H21ZM28 165V164H27ZM39 165V164H38ZM108 165V164H107ZM113 165V164H112ZM175 165V164H174ZM188 165H190V164H188ZM249 164H247V166H248ZM12 166V165H11ZM24 166V165H23ZM33 166V165H32ZM92 166V165H91ZM198 166V165H197ZM242 166V165H241ZM264 166V165H263ZM81 167V166H80ZM88 167V166H87ZM102 167V166H101ZM150 168V167H149ZM191 168H192V166H191ZM223 168V167H222ZM246 168V167H245ZM262 168V167H261ZM82 169V168H81ZM85 169H86V167H85ZM162 169V168H161ZM177 169V168H176ZM189 169H190V167H189ZM189 169H187V171L189 170ZM198 169V168H197ZM45 170V169H44ZM47 170V169H46ZM45 170V171H46ZM80 170V169H79ZM87 170V169H86ZM92 170V169H91ZM98 170V169H97ZM96 170V171H97ZM130 170V169H129ZM198 170H200V168L198 169ZM209 170V169H208ZM20 171V170H19ZM61 171V170H60ZM131 171V170H130ZM133 171V170H132ZM220 171V170H219ZM93 172H94V170H93ZM98 172H101V171H98ZM146 172V171H145ZM176 172V171H175ZM180 172H182V171H180ZM186 172V171H185ZM204 172V171H203ZM239 172V171H238ZM63 173H65V172H63ZM95 173V172H94ZM134 173V172H133ZM60 174V173H59ZM58 174V175H59ZM80 174V173H79ZM183 174V173H182ZM215 174V173H214ZM213 174V175H214ZM244 174V173H243ZM264 174V173H263ZM36 175V174H35ZM41 175H42V173H41ZM113 175V174H112ZM161 175V174H160ZM202 175V174H201ZM212 175V176H213ZM216 175V174H215ZM214 175V176H215ZM24 176V175H23ZM30 176V175H29ZM34 176V175H33ZM40 176V175H39ZM43 176V175H42ZM54 176H55V174H54ZM211 176V175H210ZM235 176V175H234ZM79 177V176H78ZM124 177H126V176H124ZM184 177H185V175H184ZM217 177V176H216ZM223 177V178H224ZM236 177V176H235ZM113 178L114 179H116L114 176H113ZM127 178V177H126ZM165 178V177H164ZM163 178V179H164ZM168 178V177H167ZM186 178H187V176H186ZM190 178V177H189ZM211 178V177H210ZM222 178V177H221ZM56 179V178H55ZM122 179V178H121ZM124 179V178H123ZM214 179V178H213ZM216 179V178H215ZM232 179V178H231ZM234 179V178H233ZM19 180H21V179H19ZM33 180V179H32ZM126 180V179H125ZM194 180H196V178L194 179ZM211 180V179H210ZM54 181V180H53ZM146 181V179H144L143 177H140V178H138L137 180H136V182H139V183H141V182H145ZM200 181V180H199ZM216 181V180H215ZM233 181V180H232ZM16 182V181H15ZM57 182H59V181H57ZM155 182V181H154ZM171 182V181H170ZM185 182H186V179H185ZM192 182V181H191ZM191 182H189V183H191ZM211 182V181H210ZM235 182V180L233 181V183ZM9 183V182H8ZM85 183V182H84ZM98 183H100V182H98ZM172 183H173V181H172ZM171 183V184H172ZM184 182H182V184H183ZM206 183H207V181H206ZM214 183V182H213ZM47 184V183H46ZM45 184V185H46ZM75 184V183H74ZM123 184V183H122ZM121 184V185H122ZM169 185V186H172V185ZM237 184V183H236ZM81 185H82V183H81ZM100 185H103V184H100ZM99 184H98V186H100ZM123 185H125V183L123 184ZM128 185V184H127ZM127 185H125V187L127 186ZM185 185V184H184ZM183 185V186H184ZM10 186V185H9ZM32 186V185H31ZM39 186H40V184H39ZM44 186V185H43ZM58 186V185H57ZM57 186H56V188H57ZM83 186V185H82ZM93 186V185H92ZM162 186V185H161ZM168 186V187H169ZM182 186V187H183ZM263 186V185H262ZM28 187H29V185H28ZM33 187V186H32ZM31 187V188H32ZM41 187V186H40ZM68 187V186H67ZM124 187V188H125ZM139 190L141 189V191H142V186H140V184H139ZM182 187H181V189H182ZM187 187V186H186ZM196 187V186H195ZM198 187V186H197ZM202 187V186H201ZM96 188V187H95ZM59 189V188H58ZM101 188H98V191L100 190ZM122 189L123 188H121V191H122ZM181 189H178V190H180L181 191ZM183 189H184V187H183ZM210 189V188H209ZM246 189V188H245ZM42 190V189H41ZM74 190V189H73ZM139 190L137 189V193L139 192ZM161 190H163V189H161ZM177 190V191H178ZM194 190V189H193ZM230 190V189H229ZM8 191V190H7ZM136 190H134V192H135ZM183 191V190H182ZM188 191V190H187ZM238 191V190H237ZM129 192V191H128ZM131 192H132V190L130 191V194H131ZM35 193V192H34ZM44 193V192H43ZM133 193V192H132ZM133 193V196L136 198V196L138 197L140 194H141V192L140 193ZM143 193V192H142ZM156 193V192H155ZM187 193V192H186ZM32 194V193H31ZM98 194V193H97ZM129 194V195H130ZM137 194V195H136ZM170 194V193H169ZM168 194V195H169ZM172 194H174V193H172ZM178 194V193H177ZM183 194V193H182ZM8 195V194H7ZM69 195V194H68ZM103 195V194H102ZM101 195V196H102ZM181 195V194H180ZM190 195V194H189ZM259 195V194H258ZM117 196V195H116ZM179 196V195H178ZM118 197V196H117ZM128 197V196H127ZM127 197H126V199H127ZM183 197V196H182ZM261 197V196H260ZM151 198V197H150ZM209 198V197H208ZM230 198V197H229ZM125 199V200H126ZM128 199H129V197H128ZM130 199H132V198H130ZM149 199V198H148ZM189 199H191V198H189ZM245 199V198H244ZM249 199V198H248ZM248 199H246V201H248ZM263 199V198H262ZM164 200V199H163ZM204 200V199H203ZM99 201V200H98ZM113 201V200H112ZM220 201V200H219ZM223 201V200H222ZM8 202V201H7ZM194 202V201H193ZM264 202V201H263ZM130 203V202H129ZM158 203V202H157ZM244 203V202H243ZM246 203V202H245ZM249 203V202H248ZM119 204H121V203H119ZM144 204V203H143ZM146 204H147V202H146ZM194 204V203H193ZM117 205V204H116ZM115 205V206H116ZM247 205V204H246ZM48 206H50V205H48ZM69 206V205H68ZM100 206V205H99ZM99 206H97V207H99ZM115 206H113V207H115ZM177 206V205H176ZM175 206V207H176ZM224 206V205H223ZM231 206V205H230ZM71 207V206H70ZM73 207V206H72ZM96 207V208H97ZM120 207V206H119ZM144 207V206H143ZM146 207V206H145ZM43 208V207H42ZM51 208V207H50ZM53 208V207H52ZM116 208H117V206H116ZM200 208V207H199ZM36 209V208H35ZM73 209V208H72ZM71 209V210H72ZM111 210L110 208H106V210ZM141 209V208H140ZM147 209V208H146ZM239 209V208H238ZM18 210V209H17ZM92 210V209H91ZM6 211V210H5ZM32 211V210H31ZM73 211V210H72ZM112 211H114V210H112ZM251 211V210H250ZM9 212V211H8ZM37 212H40V211H37ZM91 212V211H90ZM89 212V213H90ZM157 212V211H156ZM155 212V213H156ZM103 213H105V212H103ZM144 213V212H143ZM255 213V212H254ZM36 215H37V213H35ZM34 214V215H35ZM40 214V213H39ZM106 214V213H105ZM104 214V215H105ZM115 214V213H114ZM118 214V213H117ZM103 215V216H104ZM135 215V214H134ZM255 215V214H254ZM253 215V216H254ZM42 216H43V214H42ZM45 216V215H44ZM48 216V215H47ZM47 216L45 217V221H46V218H47ZM65 216V215H64ZM99 216V215H98ZM107 216H109V215H107ZM150 216V215H149ZM35 217H38V216H35ZM49 218H51L50 216H48ZM250 217V216H249ZM88 218V217H87ZM105 218H106V215H105ZM105 218H104V220H105ZM113 218H114V216H113ZM91 219V218H90ZM108 219H109V217H108ZM48 220V219H47ZM82 220V219H81ZM106 221V220H105ZM108 221V220H107ZM112 221V220H111ZM164 221H165V219H164ZM12 222V221H11ZM37 223H38V221H36ZM51 222V221H50ZM110 222V221H109ZM187 222V221H186ZM190 222V221H189ZM35 223V222H34ZM84 223V222H83ZM55 224V223H54ZM90 224V223H89ZM98 224V223H97ZM82 225H84V224H82ZM173 226V225H172ZM185 226V225H184ZM41 227V226H40ZM165 227V226H164ZM138 228V227H137ZM3 230H4V228H2ZM1 229V230H2ZM63 230V229H62ZM88 231V230H87ZM102 231V230H101ZM261 232V231H260ZM2 233V232H1ZM4 233V232H3ZM88 233V232H87ZM91 233V232H90ZM258 233V232H257ZM256 233V234H257ZM6 234V233H5ZM4 234V235H5ZM180 234H182V233H180ZM82 235V234H81ZM170 235H172V234H170ZM169 235V236H170ZM235 235V234H234ZM117 236V235H116ZM115 236V237H116ZM227 236V235H226ZM258 236V235H257ZM7 237V236H6ZM37 237V236H36ZM108 237V236H107ZM238 237V236H237ZM216 238H218V237H216ZM255 238V237H254ZM116 239V238H115ZM134 239V238H133ZM146 239H147V237H146ZM236 239V238H235ZM101 240V239H100ZM105 240H106V238H105ZM248 240V239H247ZM101 241H103V239L101 240ZM125 241V240H124ZM132 241V240H131ZM216 242V241H215ZM114 243V242H113ZM112 243V244H113ZM115 244V243H114ZM154 244H157V243H154ZM235 244H236V240H235ZM116 245V244H115ZM132 245V244H131ZM224 245V244H223ZM37 246V245H36ZM130 246V245H129ZM139 246H141V245H139ZM143 246V245H142ZM40 247V246H39ZM132 247V246H131ZM141 248V247H140ZM172 248V247H171ZM184 248H186V247H184ZM197 248V247H196ZM196 248L194 249V248H192V250H195L196 251ZM212 248V247H211ZM188 249V248H187ZM185 250V249H183V253L185 254L187 251H188V254L190 253V251L189 250ZM37 250V249H36ZM111 250V249H110ZM113 250V249H112ZM136 250V249H135ZM134 250V251H135ZM171 250V249H170ZM198 251H199V249H197ZM212 250V249H211ZM39 251V250H38ZM48 251H50L49 249H48ZM47 251V252H48ZM184 251H186V252H184ZM203 251V250H202ZM206 251V250H205ZM42 252V251H41ZM122 252V251H121ZM136 252H137V250H136ZM135 252V253H136ZM140 252V251H139ZM165 252H167L166 250H165ZM182 252H181V254H182ZM43 253H44V251H43ZM135 253L133 254V252L131 253V255H135ZM122 254V253H121ZM190 254H192V253H190ZM189 254V255H190ZM49 255H50V253H49ZM112 255V254H111ZM55 256V255H54ZM76 257V256H75ZM3 258V257H2ZM55 258V257H54ZM110 259V258H109ZM161 259V258H160ZM202 259V258H201ZM5 260V259H4ZM203 260V259H202ZM50 261V260H49ZM134 261V260H133ZM132 261V262H133ZM201 261V260H200ZM3 262V261H2ZM148 262V261H147ZM152 262V261H151ZM175 263V262H174ZM128 264H130V263H128ZM135 264V263H134ZM146 264V263H145ZM151 264V263H150ZM240 264V263H239Z\"/></svg>", "mask_w": 264, "mask_h": 264}, {"label": "crops", "instance_id": "3", "mask_svg": "<svg viewBox=\"0 0 264 264\" xmlns=\"http://www.w3.org/2000/svg\"><path fill=\"white\" fill-rule=\"evenodd\" d=\"M93 0H85V2H86V8H88V6H90V4H91V2H92ZM194 2H196L195 3V6H196V8H197V10H198V12L199 13H204V11H205V8H210L211 7V10H212V12H214V11H216L218 8H219V6H217V5H220V3H219V1L218 0H215V1H213V3L214 4H212V3H207L205 0H193ZM205 4H204V3ZM66 3V4H65ZM161 3V2H160ZM198 3V4H197ZM200 3H202V4H200ZM216 3V4H215ZM63 4H64V6H65V8H64V6H63ZM89 4V5H88ZM211 4V5H210ZM208 5H210V6H208ZM57 6H59V7H57ZM63 6V7H62ZM154 6H155V8L154 7H152L151 6V10H150V17L148 18V19H146L142 24L143 25H146V26H150L151 27V29H157L158 31H160V32H163L164 30H166V29H168V27L171 25V24H169L168 22H170V19H169V17L167 16H165L166 18L165 19H161V17L163 16V15H168V13H172V11L171 10H168L169 9V6L167 5V6H165V7H163L161 4H158V2H154ZM204 6V7H203ZM46 8H48V7H46ZM83 7H81V9H80V11H81V13H83L85 10V8L84 9H82ZM50 9H51V7H50ZM56 9H57V11H56ZM61 9H62V11H61ZM75 9H78V6H77V4H75V3H73L72 2V0H64V2L61 4V5H56L55 6V8H53V12L51 11V10H49L48 12H50L51 14H52V16H50L49 17V26H50V24L52 25V27H53V29H55V31L57 30V32H58V30H60L61 29V26L63 25V17L61 16V15H67V14H70L72 11L74 12L75 11ZM84 10V11H83ZM119 10V8H116V10L115 9H113V11H111V13L112 14H115L117 11ZM166 10V11H165ZM60 11V12H59ZM63 11H65V12H63ZM79 11V12H80ZM57 12V13H56ZM143 12V9H138L137 11H136V13L137 14H141ZM61 15H60V14ZM56 16V17H55ZM59 17V18H58ZM159 17H160V20H159ZM52 18V19H51ZM150 18H151V20H150ZM168 18V19H167ZM56 19H57V21H56ZM62 19V20H61ZM113 20H114V17H113ZM148 20V21H147ZM152 21V22H151ZM52 22V23H51ZM56 22V23H55ZM61 22V23H60ZM55 26V27H54ZM174 29V28H173ZM173 29H168L167 30V32L164 34V35H162L161 36V39H159V42L161 43V44H158L157 42H155V40H150V43H149V46H150V49H151V52H150V54H149V56H150V61H151V63H150V67H152L153 65H154V62H158L159 60H161V56H162V52H161V49H160V47H159V45H165V44H167L168 42H167V39L170 37V35H173L172 34V32L174 31ZM59 33V32H58ZM54 35H56V34H54ZM56 37V36H55ZM54 37V39L53 40H55L56 42H57V38H55ZM163 38V39H162ZM51 39V38H50ZM164 40V41H163ZM136 41H138V37H136L135 36V38H133L131 41H130V43L128 44V45H130V44H133L134 42H136ZM52 42V41H51ZM116 42H120V43H116ZM214 41H211V43H213ZM55 44V43H54ZM118 45H124V46H127V45H125L124 44V42H123V39H119V41H115V45H108V48H106L105 50H104V52L106 51V52H110V54H109V56L111 57V62L110 63H107L106 65H107V70H109L108 72H107V76L108 77H112V75H114L113 73H114V66L117 64V65H119V63H120V61H122L123 59L125 60L126 59V57L125 56H122V53L121 52H119V51H116L117 49L115 48V47H110V46H118ZM151 45H153V46H151ZM155 45V46H154ZM109 47H110V49H109ZM157 48V49H156ZM156 49V50H155ZM159 49V50H158ZM111 50H113V51H111ZM159 54H158V53ZM120 53V54H119ZM155 53V54H154ZM113 55V56H112ZM152 56V57H151ZM158 56V57H157ZM121 57V58H120ZM118 58V59H117ZM180 61L182 62V65L180 66L179 65V69H178V72H179V76H181V78H182V81H181V86H179L178 88L179 89H181V92L182 93H187V87L184 85V83H187V81H186V76L184 75V61H185V54H184V52L182 53V56H181V59H180ZM115 62V63H114ZM125 62H128V64H130V68H131V71H132V69H133V71L134 70H136L138 73H139V75H138V77H137V85L139 86V84L140 83H142V82H148V84L149 85H147L148 86V89H147V87H145V88H143L142 89V93H144L145 91H144V89H147V92H148V90L150 91V94H152V96H151V99H155L154 97H158L159 96V88H158V71H156V70H154V71H152L150 74H149V77H148V79H147V76L143 73V69H142V63L140 64V62L138 61V60H136V61H134L132 58H131V60H127L126 59V61ZM114 63V64H113ZM135 63H137V64H135ZM139 63V64H138ZM109 65V66H108ZM139 66V67H138ZM108 67H109V69H108ZM111 67V68H110ZM137 69H139V70H137ZM142 69V70H141ZM110 71H111V73H110ZM113 72V73H112ZM142 75V76H141ZM155 76V77H154ZM161 76V75H160ZM46 77V76H45ZM45 77H44V79H45ZM46 80V79H45ZM145 80V81H144ZM148 80V81H147ZM183 82V83H182ZM187 85V84H186ZM184 86V87H183ZM166 88H168V90H169V86H166ZM184 89V90H183ZM173 90V89H172ZM172 90H170V92L172 91ZM155 91V92H154ZM46 92V91H45ZM163 92V91H162ZM162 92L160 93V95H162ZM137 99V98H136ZM135 99V100H136ZM167 101V100H166ZM136 103V104H135ZM135 103H134V105H136V109L138 110V111H143V113L145 114V117L142 119V121H141V123H143L144 125H147V126H149L150 127V130H149V133H150V135L152 136V135H154V136H156L157 135V132L154 130V127L155 126H157L158 124H164V125H166V126H181V127H184L185 126V120H187L188 119V114L186 113L185 114V112H187V110H189L190 109V107L188 106V104L187 103H185V102H182L181 103V106H179V108H175L174 106H173V104L171 103V102H169V101H167L166 102V104L165 105H167V107H166V110L167 111H165V113L167 112V114H170V115H167L166 114V116L164 117L163 115H161L162 113L161 112H158L157 111V109H155V105L152 103H150L149 105H145V106H137V104H138V102H136L135 101ZM151 105V106H150ZM138 107V108H137ZM148 108V109H147ZM202 108V109H201ZM201 108H199L198 110H202V112L203 111H206L207 109L205 108V107H201ZM145 110H147L146 112H145ZM149 110V111H148ZM151 111V112H150ZM181 111V112H180ZM184 111V112H183ZM163 113H164V111H163ZM149 116H148V115ZM158 117H159V119H158ZM149 118V120H147ZM140 121V120H139ZM149 121V122H148Z\"/></svg>", "mask_w": 264, "mask_h": 264}]
</instances>
